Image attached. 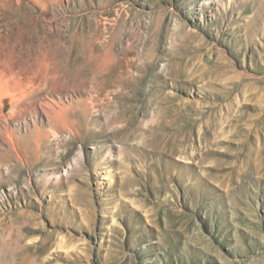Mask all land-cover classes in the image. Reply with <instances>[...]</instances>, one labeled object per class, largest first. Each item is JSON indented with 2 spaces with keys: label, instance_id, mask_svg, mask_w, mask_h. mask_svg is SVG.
<instances>
[{
  "label": "rangeland",
  "instance_id": "1",
  "mask_svg": "<svg viewBox=\"0 0 264 264\" xmlns=\"http://www.w3.org/2000/svg\"><path fill=\"white\" fill-rule=\"evenodd\" d=\"M0 264H264V0H0Z\"/></svg>",
  "mask_w": 264,
  "mask_h": 264
},
{
  "label": "bare ground",
  "instance_id": "2",
  "mask_svg": "<svg viewBox=\"0 0 264 264\" xmlns=\"http://www.w3.org/2000/svg\"><path fill=\"white\" fill-rule=\"evenodd\" d=\"M23 259V258H22Z\"/></svg>",
  "mask_w": 264,
  "mask_h": 264
}]
</instances>
